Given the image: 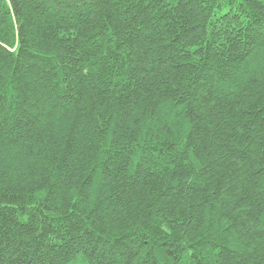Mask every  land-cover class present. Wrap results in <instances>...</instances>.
I'll use <instances>...</instances> for the list:
<instances>
[{
  "label": "trees",
  "instance_id": "16d2710c",
  "mask_svg": "<svg viewBox=\"0 0 264 264\" xmlns=\"http://www.w3.org/2000/svg\"><path fill=\"white\" fill-rule=\"evenodd\" d=\"M0 264H264V0H0Z\"/></svg>",
  "mask_w": 264,
  "mask_h": 264
}]
</instances>
